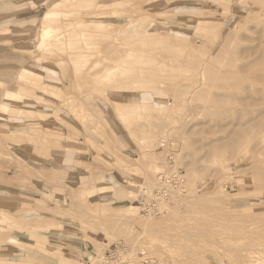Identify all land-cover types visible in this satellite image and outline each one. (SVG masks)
Instances as JSON below:
<instances>
[{"label":"rangeland","instance_id":"rangeland-1","mask_svg":"<svg viewBox=\"0 0 264 264\" xmlns=\"http://www.w3.org/2000/svg\"><path fill=\"white\" fill-rule=\"evenodd\" d=\"M261 22L264 0H0V264H264ZM150 67L169 79L137 89Z\"/></svg>","mask_w":264,"mask_h":264},{"label":"bare ground","instance_id":"bare-ground-1","mask_svg":"<svg viewBox=\"0 0 264 264\" xmlns=\"http://www.w3.org/2000/svg\"><path fill=\"white\" fill-rule=\"evenodd\" d=\"M67 1V0H66ZM68 1H70V0H68ZM49 16H51V15H49ZM264 24V23H263ZM262 24V22H261V25L264 27V25ZM49 25H43V32H45V34H47L48 32H47V30H48V27ZM15 32V31H14ZM148 40V39H147ZM59 41V40H58ZM148 42V41H147ZM146 42V43H147ZM152 42V41H151ZM154 42V41H153ZM58 43V42H57ZM256 52H257V50H256ZM259 52V51H258ZM263 52H264V50H263ZM144 54H145V52H144ZM143 54V55H144ZM140 55H141V53L139 54V57L138 58H140ZM133 56V55H132ZM142 56V55H141ZM134 57V56H133ZM143 57V56H142ZM146 57V56H145ZM144 58V57H143ZM120 59H118V60H116L117 62L119 61ZM143 60V59H142ZM141 61V60H140ZM129 62V61H128ZM148 62L149 63H151L150 65H153V64H156V59L155 58H150L149 57V59H148ZM148 63V64H149ZM147 64V63H146ZM158 65V64H157ZM141 66V65H140ZM162 66H166V65H164V62L162 63ZM165 68V67H164ZM166 68H167V66H166ZM140 69H141V67H140ZM132 70L131 71V73H132V75H131V81H132V83L133 84H135V85H137V89H142V90H146L147 88H149V84L150 83H152V84H155V82H159V81H164V80H167V79H169L168 77H167V75L166 74H163V75H160V76H157V75H155L156 73H157V69L156 70H154L153 68H147V69H143V70ZM163 70H165L166 71V69H163ZM119 71V70H118ZM120 72V71H119ZM148 77H150L149 79H148ZM141 90V91H142ZM195 88H192V89H188L187 91H185L183 94H188V95H192L193 93H195ZM151 92H153V91H151ZM167 95H168V93H167ZM112 97H114V95L112 96ZM133 99V98H132ZM116 100V99H115ZM135 99H133V101H134ZM243 102L244 103H246V100H243ZM136 104H137V106H136V109H138V105L139 106H146V105H148V103H146V104H144V103H137L136 102ZM4 108H7V107H5L4 106ZM12 109V108H11ZM13 110H15V109H12V111ZM5 111H9V110H5ZM20 112V111H19ZM116 116V115H115ZM154 116V115H153ZM150 116L149 115H147L146 114V116H145V120H148V118H149ZM118 118V117H117ZM249 123V122H248ZM248 123H245L244 125H246V124H248ZM152 124H155V123H152ZM241 124V123H240ZM240 124H238V125H240ZM160 125V124H159ZM162 125H163V123H162ZM244 125H242V126H244ZM162 127V126H161ZM245 127V126H244ZM157 129V128H156ZM143 134H145V133H142V135ZM163 142H165V141H163ZM263 142V141H262ZM164 144V143H163ZM264 144V143H263ZM261 146H262V148L261 149H263V151H264V145H262L261 144ZM260 146V147H261ZM114 149V148H113ZM262 151V150H261ZM260 154H263V153H261V152H259ZM119 155V154H118ZM116 168H118V169H120L121 171H123V170H126L127 168H125V164H123L122 162H119V163H117L116 165ZM253 172V171H252ZM240 173V172H239ZM229 175V174H228ZM224 184V183H223ZM225 185V184H224ZM142 193H144V191L142 192ZM127 220V219H126ZM261 250V249H260ZM260 250H258L257 252L258 253H260L259 251ZM261 251H263V250H261ZM250 253V252H249ZM248 253V254H249ZM255 254V256L256 255H258V254H256V251L254 252ZM253 253L251 252V254H249V255H252ZM246 257H247V254H246ZM248 259H249V257H247ZM252 258H253V256H252ZM258 261H259V259L258 258H256ZM252 260V259H251ZM254 260H255V258L251 261V262H249V263H251V264H255L256 263V260H255V262H254ZM244 261H246V260H244ZM244 261H242V262H244ZM257 261V262H258ZM247 262V261H246Z\"/></svg>","mask_w":264,"mask_h":264},{"label":"crops","instance_id":"crops-1","mask_svg":"<svg viewBox=\"0 0 264 264\" xmlns=\"http://www.w3.org/2000/svg\"><path fill=\"white\" fill-rule=\"evenodd\" d=\"M50 15V14H49ZM48 14L47 15H45V17H44V19H43V21H42V26L43 25H49V19L52 17V15L51 16H49ZM111 177H112V182L113 181H115V182H119V181H123L124 182V179L127 177L126 176V174L125 173H123V172H121V171H118V170H114V171H112V173H111V175H110ZM82 246V244H79V248Z\"/></svg>","mask_w":264,"mask_h":264},{"label":"built area","instance_id":"built-area-1","mask_svg":"<svg viewBox=\"0 0 264 264\" xmlns=\"http://www.w3.org/2000/svg\"><path fill=\"white\" fill-rule=\"evenodd\" d=\"M114 256H113V254H110L108 257H107V260H111V258H113Z\"/></svg>","mask_w":264,"mask_h":264}]
</instances>
